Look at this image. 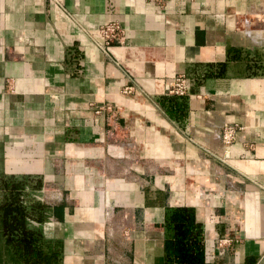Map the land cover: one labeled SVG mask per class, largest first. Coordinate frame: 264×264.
<instances>
[{
    "label": "crops",
    "instance_id": "crops-1",
    "mask_svg": "<svg viewBox=\"0 0 264 264\" xmlns=\"http://www.w3.org/2000/svg\"><path fill=\"white\" fill-rule=\"evenodd\" d=\"M162 1L0 0V264L15 191L56 264H165L174 206L208 263L264 264V0Z\"/></svg>",
    "mask_w": 264,
    "mask_h": 264
},
{
    "label": "trees",
    "instance_id": "trees-1",
    "mask_svg": "<svg viewBox=\"0 0 264 264\" xmlns=\"http://www.w3.org/2000/svg\"><path fill=\"white\" fill-rule=\"evenodd\" d=\"M27 213L17 191L1 205L6 241L24 264H56L57 252H43L39 235L25 226ZM163 228L165 264H210L205 260L201 225L195 221L189 208H169L164 216Z\"/></svg>",
    "mask_w": 264,
    "mask_h": 264
},
{
    "label": "built area",
    "instance_id": "built-area-1",
    "mask_svg": "<svg viewBox=\"0 0 264 264\" xmlns=\"http://www.w3.org/2000/svg\"><path fill=\"white\" fill-rule=\"evenodd\" d=\"M157 5H162V0H148ZM123 30L116 20H108L93 28L91 34L92 42L104 53L107 54L109 44L118 38H121ZM186 93V78L183 75H175L167 79L164 83V94L182 96ZM104 109L110 110L109 105H105ZM98 112V110L96 111ZM237 128L233 125H224L221 132V141L226 145H230ZM213 156V153H211ZM219 158V157H218Z\"/></svg>",
    "mask_w": 264,
    "mask_h": 264
}]
</instances>
